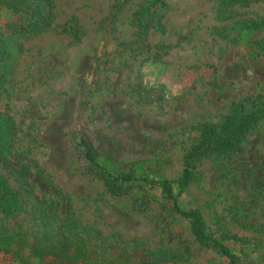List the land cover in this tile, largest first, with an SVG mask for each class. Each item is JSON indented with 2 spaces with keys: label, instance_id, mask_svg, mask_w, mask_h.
I'll list each match as a JSON object with an SVG mask.
<instances>
[{
  "label": "rangeland",
  "instance_id": "obj_1",
  "mask_svg": "<svg viewBox=\"0 0 264 264\" xmlns=\"http://www.w3.org/2000/svg\"><path fill=\"white\" fill-rule=\"evenodd\" d=\"M246 100L264 105V0H0V118L15 126L0 158V264H231L173 213L164 181L236 264H264V117L180 183L202 129ZM82 138L138 180L110 192Z\"/></svg>",
  "mask_w": 264,
  "mask_h": 264
},
{
  "label": "trees",
  "instance_id": "obj_2",
  "mask_svg": "<svg viewBox=\"0 0 264 264\" xmlns=\"http://www.w3.org/2000/svg\"><path fill=\"white\" fill-rule=\"evenodd\" d=\"M262 117H264V105H255L246 100L242 103L233 105L232 113L227 117L221 129L212 125L205 126L202 129L201 144L191 148L186 155L184 173L180 180L181 187L185 189L190 184L193 176V163L198 157L209 153L224 154L236 150L253 124ZM14 135V124L11 121L0 118V158H2L1 156H8L11 154L9 143ZM78 148L82 149L84 158L90 165L110 180L108 184L110 192L120 193L123 187H118L119 183L123 185L138 180V178L132 176H115L107 171L96 161L91 145L84 138L80 140ZM142 180L150 182L144 178ZM157 185L161 189L163 196L167 200L173 202V213L189 222L196 241L203 247L212 249L228 257L231 264H236V256L231 250L207 231V226L201 211L198 209H182L174 195L172 183L164 181L158 182ZM49 248H51V246ZM1 250L6 252L10 251L12 253V249H9V247H4ZM36 255L40 256V258L36 257V260L41 261L45 260L47 257L55 256V254H51L50 251L46 253H36ZM57 259L61 264H76L77 262L81 264H113L111 261L108 262L104 258H94L90 256L81 257L80 255L75 259L71 258L67 260L68 262H65L64 259L62 260L61 257ZM144 264H153L152 258L149 257L147 260H144Z\"/></svg>",
  "mask_w": 264,
  "mask_h": 264
}]
</instances>
